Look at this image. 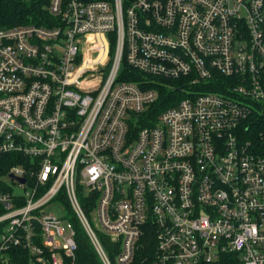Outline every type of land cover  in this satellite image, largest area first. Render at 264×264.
Masks as SVG:
<instances>
[{
    "label": "built area",
    "instance_id": "built-area-1",
    "mask_svg": "<svg viewBox=\"0 0 264 264\" xmlns=\"http://www.w3.org/2000/svg\"><path fill=\"white\" fill-rule=\"evenodd\" d=\"M45 1L60 24L0 27V155L30 158L0 189V264H75L72 221L43 213L54 201L104 264L141 250L149 264H264V0ZM124 62L185 78L191 96L133 129L159 91L121 80ZM215 74L225 90L199 93Z\"/></svg>",
    "mask_w": 264,
    "mask_h": 264
},
{
    "label": "trees",
    "instance_id": "trees-1",
    "mask_svg": "<svg viewBox=\"0 0 264 264\" xmlns=\"http://www.w3.org/2000/svg\"><path fill=\"white\" fill-rule=\"evenodd\" d=\"M89 2L92 0H82ZM111 1V0H109ZM45 0H0V27L9 28L19 25L33 24L37 26H54L60 24V18L53 15L46 7ZM111 37L110 53H114L116 42L114 41V34H109ZM103 45L105 44V38H101ZM214 81L210 83H201L198 85L199 93L202 92H218L224 91L226 83L229 78L220 74L214 75ZM121 80L139 81L144 89L156 88L159 91L157 100L146 109L142 114L135 116L133 120V129H140L145 126L154 125L159 115L168 107L176 105L181 99L191 96L188 92L190 85L186 83L185 78L181 79H159L154 76H147L138 70L130 67L126 62L123 63L122 73L120 75ZM148 79V80H146ZM183 87L184 90L179 91V88ZM29 163L30 158L24 156L21 153L10 152L0 155V189H9L5 177L9 173L12 166L20 163ZM63 199L66 201V197L63 195ZM68 212V218L72 221L76 230V262L75 264H104L93 243L91 242L85 228L81 221L76 216L72 209H66ZM89 217L92 216L94 209H86ZM6 212V208L0 203V215ZM6 222H0V232L4 231ZM100 238L103 242L105 250L113 262L116 260L118 254L119 244L113 242L106 234L100 233ZM152 234L150 232L145 233L142 240L149 246L154 244L152 241ZM142 251V250H141ZM139 252L138 260L132 264H149L151 257H147L149 253ZM145 252V251H144ZM16 264H21L20 261H15ZM116 264V263H115Z\"/></svg>",
    "mask_w": 264,
    "mask_h": 264
},
{
    "label": "rangeland",
    "instance_id": "rangeland-1",
    "mask_svg": "<svg viewBox=\"0 0 264 264\" xmlns=\"http://www.w3.org/2000/svg\"><path fill=\"white\" fill-rule=\"evenodd\" d=\"M13 27H16V26H13ZM11 28V27H9ZM95 43L99 44V43H102V39L101 37L100 38H95L94 39ZM114 41L116 42V38L114 37ZM92 45V42L91 40H87L86 42V47H80L81 48V51L84 52V56L85 57H89V56H94L96 55L95 52L91 51L90 50V47ZM113 56V53H111V57ZM108 68H106V72H107ZM100 73H95V75H97V77H94L92 79L89 80V84L91 86H95V85H98L101 83V78L98 77ZM6 179V177H5ZM26 190L22 187H20L19 185L15 184L14 185V193L15 194H22V193H25ZM66 206L61 203L60 201H54L50 204H48L47 206L44 207L43 209V213H55L58 217H61V218H65V219H69L68 218V212L66 210ZM85 212L87 214V210L85 209ZM88 216V214H87ZM89 220L90 222L95 225L96 224V220H95V215L94 213H92V216L89 217Z\"/></svg>",
    "mask_w": 264,
    "mask_h": 264
},
{
    "label": "water",
    "instance_id": "water-1",
    "mask_svg": "<svg viewBox=\"0 0 264 264\" xmlns=\"http://www.w3.org/2000/svg\"><path fill=\"white\" fill-rule=\"evenodd\" d=\"M11 177H14L13 175H10ZM20 181L25 182V178H19Z\"/></svg>",
    "mask_w": 264,
    "mask_h": 264
},
{
    "label": "bare ground",
    "instance_id": "bare-ground-1",
    "mask_svg": "<svg viewBox=\"0 0 264 264\" xmlns=\"http://www.w3.org/2000/svg\"><path fill=\"white\" fill-rule=\"evenodd\" d=\"M95 38H97V37H95ZM179 90H180V88H179Z\"/></svg>",
    "mask_w": 264,
    "mask_h": 264
}]
</instances>
